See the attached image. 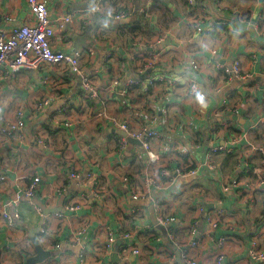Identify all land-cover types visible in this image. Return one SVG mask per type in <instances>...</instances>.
<instances>
[{
  "label": "crops",
  "instance_id": "0c3cea01",
  "mask_svg": "<svg viewBox=\"0 0 264 264\" xmlns=\"http://www.w3.org/2000/svg\"><path fill=\"white\" fill-rule=\"evenodd\" d=\"M96 3L49 0V11L54 20L73 13L52 46L83 51L81 65L98 97L65 66L0 69L2 263L22 264L33 255L31 230L42 226L37 237L52 255L41 264H187L186 257L198 264H264L249 255L253 239L264 251L257 149L264 147V0H195L193 7L188 0H102L101 10ZM122 8L128 17L105 21L107 12ZM0 16V32L32 19L27 0H0ZM151 53L156 59L146 76L173 75L180 85L128 86ZM236 61L241 75L233 71ZM192 81L208 91L206 99L190 97ZM44 98L50 104L37 111ZM20 111L25 127L2 132ZM102 111L134 131L154 128L158 162L150 164L142 144L129 140L119 152L125 133ZM218 144L229 151L211 154ZM177 168L199 174L178 176ZM72 170L80 176L70 177ZM147 171L160 176L161 186L145 195ZM35 176L41 177L35 197L19 198ZM15 212L19 217L9 221L5 214ZM159 214L177 220L160 225Z\"/></svg>",
  "mask_w": 264,
  "mask_h": 264
},
{
  "label": "built area",
  "instance_id": "2783aa9c",
  "mask_svg": "<svg viewBox=\"0 0 264 264\" xmlns=\"http://www.w3.org/2000/svg\"><path fill=\"white\" fill-rule=\"evenodd\" d=\"M29 5V10L32 15L30 21H26L20 24H14L8 32H0V69L3 67L10 68L13 72L19 73L22 69H40L46 64L65 66V68L74 75L82 76V84L85 92L91 97H98L99 90L94 85L91 77L84 74L83 67L81 65V58L83 51L74 50L71 53H66L61 50H56L52 46V40L55 36L57 29L64 30L69 22L72 21V12L69 14L54 20L50 16L49 11V0H27ZM190 6L195 5V0H188ZM102 0H98L96 6L98 10H101ZM145 11L142 10V14ZM129 16V11L122 8L116 12H110L105 14V21L111 23L113 21L123 20ZM7 22H14L11 16H5ZM86 25V24H85ZM85 25L82 28H85ZM196 32H204V28L200 24L195 25ZM156 59V54L151 53L148 57L147 62L143 64L142 69L138 71V77L130 79L128 81V86H141L146 87V90L154 89L157 87L158 83L169 87V89H174L181 83V78L173 75H168L165 73H159L152 77L146 76V69H151L154 65ZM191 66L194 70L199 69V64L195 60L190 61ZM233 71L236 75H241V64L236 61L233 66ZM228 72V70H227ZM126 89L123 93H126ZM189 95L193 99H206L208 97V91L204 90L200 84L196 81H192L188 87ZM50 104L48 98L35 103V109L37 111L47 107ZM101 117H106L115 126L124 131L125 136L121 137L119 140V152L124 151L127 148L128 139L132 137L141 142L142 147L146 154L150 164L158 162L159 156L153 151L152 143L157 136V132L150 125L146 124L139 131L132 130L127 123L120 121L117 117L110 115L107 111H102L99 113ZM18 117L14 122H9L2 127V132L12 133L14 131L21 130L25 127L26 121L23 118V112L20 111ZM262 156V165L264 168V147L257 148ZM218 151H229L227 145H214L211 146V154ZM160 176L163 178H168L170 172L168 169L162 168L160 171ZM199 172L197 169H187L182 168L176 169V175L178 176H197ZM80 175L76 171H70V177L78 178ZM160 176L155 177L150 171H147L142 179L143 184V194H150L153 188H159L161 186ZM88 178L91 175L88 174ZM3 180V177H1ZM41 182L40 176L33 177L26 186V189L19 198L24 196L25 198L32 200L35 197L38 186ZM138 194L134 195L135 199H139ZM76 207H71L70 209H75ZM222 214V210L218 209L216 215L219 217ZM9 221H13L14 218L19 217L17 212L13 214H5ZM176 217L168 216L165 217L161 214L157 216V222L160 225H171L176 222ZM214 227L217 226L216 221H213ZM110 240H112V235L110 234ZM258 242L252 240L249 249V255L252 259L264 260V251H259L257 249ZM56 247H60L57 244ZM187 264H198L195 259H190L186 257Z\"/></svg>",
  "mask_w": 264,
  "mask_h": 264
},
{
  "label": "water",
  "instance_id": "95a60500",
  "mask_svg": "<svg viewBox=\"0 0 264 264\" xmlns=\"http://www.w3.org/2000/svg\"><path fill=\"white\" fill-rule=\"evenodd\" d=\"M1 20L2 18L0 16V22ZM128 140L130 141V143L141 144L139 140L134 139L132 137H129ZM41 228L42 226L31 230V240L35 247V253L33 255L27 256L22 264H41L52 255L51 251L44 249V247L42 246V244L40 243L37 237V234L40 232ZM0 264H3L1 260V251H0Z\"/></svg>",
  "mask_w": 264,
  "mask_h": 264
}]
</instances>
